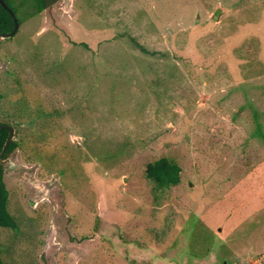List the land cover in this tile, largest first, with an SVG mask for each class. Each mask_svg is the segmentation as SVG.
<instances>
[{
  "label": "rangeland",
  "instance_id": "1",
  "mask_svg": "<svg viewBox=\"0 0 264 264\" xmlns=\"http://www.w3.org/2000/svg\"><path fill=\"white\" fill-rule=\"evenodd\" d=\"M48 17L0 46L4 113L47 114L16 108L2 264H264V0H62ZM160 158L176 186L146 176Z\"/></svg>",
  "mask_w": 264,
  "mask_h": 264
},
{
  "label": "trees",
  "instance_id": "2",
  "mask_svg": "<svg viewBox=\"0 0 264 264\" xmlns=\"http://www.w3.org/2000/svg\"><path fill=\"white\" fill-rule=\"evenodd\" d=\"M60 1L62 0H3L5 5L9 8L10 11L13 12L15 15V18L17 19L18 28L23 23V21H27L28 19L34 18L38 15H42L44 13L46 16H49L51 19L50 23L56 24V21L54 18H52V10L53 7L56 6ZM20 16V17H19ZM25 17V18H24ZM48 17V18H49ZM14 26V22L8 13L7 10L3 9L0 6V33H9L12 31ZM17 33V32H16ZM122 35H119L120 38ZM6 40L0 39V46L2 43H4ZM73 45H78L80 48L87 50L91 55L96 56L98 54V47L95 46L96 49L90 48V46H86V44H79V43H73ZM138 50L143 55H147L148 52L142 47H138ZM36 57V56H35ZM13 61V60H12ZM32 71V73L28 72L27 75H29L31 78L35 75V78L38 80V83L40 85V82L42 81V78H46V76L51 75V77H57L59 74L55 75V66L54 64L51 65L49 68H45L42 72L41 70L29 69ZM4 76H12V73L9 72V69L4 70L2 72ZM6 74V75H5ZM0 99H3V94L0 95ZM20 105L22 108H24L25 113H39L41 116H46L47 114H44L41 108H36V110H33L26 98L16 100V103L14 104V111L4 113V110L0 107V117H2L4 120H0V124L6 125V126H13L15 136L18 134V131L21 129L22 124L16 123L17 116L20 113L18 110L20 109ZM18 110H17V109ZM14 122V123H13ZM34 121L30 120L27 122V124H32ZM43 123V122H42ZM30 131V130H29ZM8 130L0 129V152L3 148V145L6 141V138L8 136ZM17 138V136H16ZM11 140L4 155L2 156L0 160V228L4 229H16L17 226L15 224V221L11 218L7 211V202H8V195H9V188L8 185H6V182L4 180V166L6 165V162L8 161L9 157L12 156V154L15 153L20 148V143L17 141V139ZM124 144V143H123ZM119 148V147H118ZM121 150H124L125 148L120 147ZM11 160V159H10ZM180 168L175 164L168 161L166 158H160L152 163H149L146 165L145 173L148 179L156 185L158 188H169L170 186H176L180 183ZM0 264H2V261L0 259Z\"/></svg>",
  "mask_w": 264,
  "mask_h": 264
},
{
  "label": "water",
  "instance_id": "3",
  "mask_svg": "<svg viewBox=\"0 0 264 264\" xmlns=\"http://www.w3.org/2000/svg\"><path fill=\"white\" fill-rule=\"evenodd\" d=\"M0 6L3 9H5V10L8 11V13L10 14V16H11L13 22H14V26H13V29H12L11 32H9V33H0V39L1 40H6V39L12 38L16 34V32L18 31V23H17V19L15 18V15L13 14L12 11L9 10V8L5 5V3L3 2V0H0ZM0 129H5V130H8V132H9L8 133V136L6 138V141H5L4 145H3V148H2V150L0 152V160H1L2 156L4 155V153H5L8 145L10 143V141L14 137V129L11 126H6V125H3V124H0ZM8 162H9L10 165H15V163L14 162H11L10 160Z\"/></svg>",
  "mask_w": 264,
  "mask_h": 264
}]
</instances>
